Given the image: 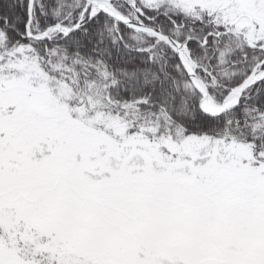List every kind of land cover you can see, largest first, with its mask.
Segmentation results:
<instances>
[{
	"label": "snow or ice",
	"instance_id": "1",
	"mask_svg": "<svg viewBox=\"0 0 264 264\" xmlns=\"http://www.w3.org/2000/svg\"><path fill=\"white\" fill-rule=\"evenodd\" d=\"M0 264H264V0H0Z\"/></svg>",
	"mask_w": 264,
	"mask_h": 264
}]
</instances>
